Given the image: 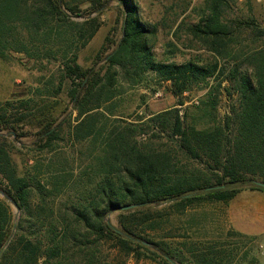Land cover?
<instances>
[{
    "label": "trees",
    "instance_id": "1",
    "mask_svg": "<svg viewBox=\"0 0 264 264\" xmlns=\"http://www.w3.org/2000/svg\"><path fill=\"white\" fill-rule=\"evenodd\" d=\"M111 2L120 10L122 21L113 30L121 37L117 43L107 38L92 66L83 68L78 54L99 32ZM232 2L205 0L202 18L185 26L190 42L211 57L177 63L158 60V28L140 18L135 0H89L82 2L89 4L85 11L67 0H0V58L21 53L40 68L59 64L63 75L56 87L49 81L53 93L46 90L61 94L69 82L77 116L67 136L85 158L72 184L63 165L48 175L35 156L19 171L16 143L36 135L30 147L62 161L58 141L66 119L52 118L47 105L36 111L33 97L0 103V194L22 213L15 225L0 197V264H112L108 246L117 257L158 264H231L237 249L224 242L183 243L184 251L165 241L176 237L153 233L170 211L231 202L242 185L264 192L253 184L264 183V26L253 17L229 18ZM226 80L238 104L220 120ZM160 84L175 107L122 110L124 95ZM199 88L208 89L205 98L181 115L185 95ZM204 118L209 125L199 126ZM230 234L250 243L258 238ZM250 264L262 263L252 257Z\"/></svg>",
    "mask_w": 264,
    "mask_h": 264
},
{
    "label": "rangeland",
    "instance_id": "2",
    "mask_svg": "<svg viewBox=\"0 0 264 264\" xmlns=\"http://www.w3.org/2000/svg\"><path fill=\"white\" fill-rule=\"evenodd\" d=\"M67 1L80 3L82 11L89 9L88 3H82L89 0ZM135 2L139 5L140 18L158 28V34L154 40V49L158 60L184 63L194 58L206 60L211 57L209 53L200 50L197 45L190 42L191 38L186 32L185 26L195 24L202 18L205 0H135ZM117 5L116 2L109 4L101 15L102 27L99 32L90 44L79 52L78 64L83 68L92 66L107 38L111 37L116 43L119 41L120 30H113L117 27L118 21H122ZM228 17L231 19L253 17L260 25L264 26V0H233L232 10ZM61 75L63 73L58 63L40 68L34 60H30L21 53H11L7 60L0 58V103L17 102L33 97L36 101V111L44 109V106L47 105L45 111H49L48 114L52 118L58 117V122L66 119L62 126L61 137L63 140L58 141V148L64 153L62 161L54 158L53 154L39 150L37 146L35 148L30 147L32 142L38 143L37 135L36 137L24 138L20 143H16L13 150V160L18 170L21 171L26 160L35 156L42 172L48 175L60 169L59 165H63V170L73 175L70 181L72 184L82 172L85 158L84 156L81 158V146L75 145L67 136L69 128L74 125L77 116V112L73 110L67 95L69 82L66 83L61 94H51L46 90V88H50V92L53 93ZM52 78V85L55 87H50L48 84ZM153 87L140 86L124 95L122 110L127 109L129 112L137 109L138 113L142 114L150 104L161 102L164 104L165 110L176 106L175 100L172 104L168 102L172 96L164 88L165 85L160 84ZM228 87L229 84L226 80L222 83L219 97L217 112L220 120L228 114L233 105L238 104V95L228 96L226 90ZM153 89L156 91L153 92ZM207 92V88H199L186 94L185 105L179 107L181 115L186 112L187 108L198 106ZM142 95L146 96L145 99L142 98ZM149 112L154 113L150 109ZM208 121V118L202 119L199 126L209 125ZM142 139H146V136H142ZM254 182L253 184L256 182L263 183L262 180H255ZM251 187V184L242 185V191L228 203H204L190 207L182 214L170 211L169 219L165 217L161 228L153 234L162 238L176 237L173 239L165 238V241L174 248L181 250L185 249L182 246L183 243L224 242L226 249H237L233 253L236 256L231 264H250L252 257L264 264V252L259 248L260 244H264V233L252 243L230 234L237 232L233 222L236 227L242 230L264 231V192L253 191ZM75 193L76 190L72 188L71 194L75 195ZM0 197L6 201L16 225L21 218V211L11 198L7 199L1 194ZM166 205L158 208L162 209ZM117 215L114 214L111 217L112 223L116 227L119 226ZM106 255L112 264H119L123 260L126 261V264H158V262L149 259L138 260L133 255L128 258L117 257L109 246L106 248ZM226 264H228L227 261Z\"/></svg>",
    "mask_w": 264,
    "mask_h": 264
},
{
    "label": "crops",
    "instance_id": "3",
    "mask_svg": "<svg viewBox=\"0 0 264 264\" xmlns=\"http://www.w3.org/2000/svg\"><path fill=\"white\" fill-rule=\"evenodd\" d=\"M174 100L176 102V99L172 96V98L168 99V102L170 104H172V102L174 103ZM163 106H164V104L159 102L157 104L156 103L155 104H150L149 105V109L152 112H154V113H160V112L165 110V108ZM233 224H234V228L236 229L237 232H239L241 234H244V235H247V236H256V237H258V236H260V235H262L264 233V231H251V230L246 231V230H242V229H239L238 227H236L234 222H233Z\"/></svg>",
    "mask_w": 264,
    "mask_h": 264
},
{
    "label": "water",
    "instance_id": "4",
    "mask_svg": "<svg viewBox=\"0 0 264 264\" xmlns=\"http://www.w3.org/2000/svg\"><path fill=\"white\" fill-rule=\"evenodd\" d=\"M256 184H257L258 186L264 188V183L256 182ZM1 195H2V196H5L4 193H2ZM128 208H132V206H131V207H126L125 209H128Z\"/></svg>",
    "mask_w": 264,
    "mask_h": 264
},
{
    "label": "built area",
    "instance_id": "5",
    "mask_svg": "<svg viewBox=\"0 0 264 264\" xmlns=\"http://www.w3.org/2000/svg\"><path fill=\"white\" fill-rule=\"evenodd\" d=\"M259 248H260V250H261L262 252H264V244H260V245H259Z\"/></svg>",
    "mask_w": 264,
    "mask_h": 264
}]
</instances>
